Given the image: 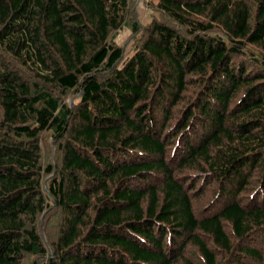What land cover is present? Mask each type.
Listing matches in <instances>:
<instances>
[{
	"label": "trees",
	"instance_id": "trees-1",
	"mask_svg": "<svg viewBox=\"0 0 264 264\" xmlns=\"http://www.w3.org/2000/svg\"><path fill=\"white\" fill-rule=\"evenodd\" d=\"M153 3L0 0V264H264V0Z\"/></svg>",
	"mask_w": 264,
	"mask_h": 264
},
{
	"label": "rangeland",
	"instance_id": "rangeland-1",
	"mask_svg": "<svg viewBox=\"0 0 264 264\" xmlns=\"http://www.w3.org/2000/svg\"><path fill=\"white\" fill-rule=\"evenodd\" d=\"M134 2V9H135V16L136 19L141 23V25L146 26L147 23H149L152 18L155 16L157 17V12L154 9V3L153 0H133ZM130 35V30L127 28L122 31V33L118 36L117 40L122 43L125 42L126 39H128ZM128 53V52H127ZM74 96H70V102L73 101ZM51 140L47 139V136L44 138V151L48 153V151H51L50 147L52 142ZM50 149V150H49ZM54 235L57 236L56 233Z\"/></svg>",
	"mask_w": 264,
	"mask_h": 264
}]
</instances>
